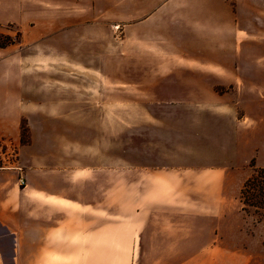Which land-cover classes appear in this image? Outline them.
<instances>
[{
	"label": "crops",
	"instance_id": "1",
	"mask_svg": "<svg viewBox=\"0 0 264 264\" xmlns=\"http://www.w3.org/2000/svg\"><path fill=\"white\" fill-rule=\"evenodd\" d=\"M184 4L0 0V34L11 36L4 27L12 25L21 35V44L0 47V142L16 146L13 164L0 166V264H230L229 239L221 231L237 213V182L256 153L242 166L237 160L241 149L264 132V77L256 76L264 69L259 59L264 51L257 46L264 43V0H207L206 23L195 26L207 36L225 37L234 15L237 48L245 39L255 51L239 50L230 62L235 67L192 62L195 71L221 80L201 76L203 82L196 84L211 87L185 99L212 102L213 109L164 111L169 119L159 122L157 139L143 148L140 165L130 166L133 158L118 156L111 121L107 143L101 122L72 110L68 99L39 102L45 93H27L34 79L24 76L18 54L58 36L104 38L119 32L128 44L139 29L160 27L166 20L184 22ZM246 20L256 22L240 29ZM220 56L228 52L223 48ZM171 67H159L171 71L148 83L178 82ZM231 68L244 70V77L225 72ZM59 81L46 78L44 84ZM215 84L237 89L220 98ZM176 95L158 100H177ZM233 96L236 105L225 103ZM180 115L195 120L183 125Z\"/></svg>",
	"mask_w": 264,
	"mask_h": 264
},
{
	"label": "rangeland",
	"instance_id": "2",
	"mask_svg": "<svg viewBox=\"0 0 264 264\" xmlns=\"http://www.w3.org/2000/svg\"><path fill=\"white\" fill-rule=\"evenodd\" d=\"M184 2L186 4L181 10L187 15L184 22L166 20L160 23V27L153 24L149 29H139L138 36L135 40L131 38L128 44H126V38L116 32L113 37L104 38L58 36L21 48L18 54L25 63L23 74L34 79L30 81L34 82V85L26 86L27 93L29 90L40 91V94L45 93L39 97V102L61 103L62 100L68 99L72 110L80 109L83 113L86 112L88 116L85 118L90 122H101L102 135L103 138L105 135L108 138L107 143H109V122L111 121L112 139L114 138L113 126H116L117 130L118 156L133 158L130 166L140 165L143 148L148 149L157 139L159 122L169 119L164 116V111L189 108L213 109L210 106L212 102L185 99L189 93L204 94L211 87L196 84V81L203 82L200 80L201 76L215 82L221 80L217 75H205L201 73L202 71H195L191 68L192 62L214 61L217 65L222 63L226 66L233 65L234 63L230 62L237 60L236 55L239 50L255 51L254 46L245 39L237 48L236 30L238 29L234 27V15L229 16L231 29L229 35L220 38L207 36L195 26V24L206 23L207 0H184ZM250 21L248 24L246 20L240 29H248L251 23L256 22ZM219 23L222 24L221 21ZM4 29L12 35L0 34V45L21 44V35L15 26H5ZM222 40H225L224 46ZM257 46H261L259 50L264 51V43ZM223 48L228 52V56L224 59L220 56ZM259 56L260 60H264V53ZM161 66L167 68L172 66V71L178 72L175 77H178L179 81L148 83L152 79L157 80L158 77L164 76L165 72L171 71L159 70ZM227 71L232 77H244L242 69L231 68L226 69L225 72ZM256 71L258 72L256 76L264 77V69ZM46 78L60 80V83L45 86ZM213 88L221 98L223 95H233L237 86L215 84ZM173 94H177L179 99L158 100L160 96ZM220 98L216 101L218 105L222 103ZM226 98L229 99V97ZM230 101L233 105L237 103L234 96L225 103ZM215 117L219 116L215 115ZM198 118L201 121L205 119L204 115ZM178 119L183 125L188 124L189 120H195L194 117L184 115H180ZM223 138L226 140L227 134ZM247 147L241 149L243 157L237 160L238 165L242 166L244 159L253 152L256 153V160L253 159L245 165L244 177L238 180L236 186L237 213L231 214L228 227L221 231L224 238L229 239L227 246L230 264H264V174L257 176V171L264 169V132L256 141H251L249 148ZM223 149L226 153V147ZM0 154V166L10 167L15 161L16 146L0 142ZM147 154L148 152L146 156ZM123 166L125 164H119V168ZM249 180H251L247 189L249 193L246 194L244 203L241 191Z\"/></svg>",
	"mask_w": 264,
	"mask_h": 264
},
{
	"label": "trees",
	"instance_id": "3",
	"mask_svg": "<svg viewBox=\"0 0 264 264\" xmlns=\"http://www.w3.org/2000/svg\"><path fill=\"white\" fill-rule=\"evenodd\" d=\"M11 44H9V45H11ZM6 46L7 45H0V47H6ZM263 174H264V169L257 171V176H260ZM250 183H251V180L247 181L243 187V190L241 191V196H242V200L244 201V203H245V198L247 197L246 194L249 193V191H247V189H248ZM254 186L255 185L253 184V187ZM251 191H255V189H253V190L251 189Z\"/></svg>",
	"mask_w": 264,
	"mask_h": 264
},
{
	"label": "built area",
	"instance_id": "4",
	"mask_svg": "<svg viewBox=\"0 0 264 264\" xmlns=\"http://www.w3.org/2000/svg\"><path fill=\"white\" fill-rule=\"evenodd\" d=\"M119 27H115V29H118Z\"/></svg>",
	"mask_w": 264,
	"mask_h": 264
}]
</instances>
